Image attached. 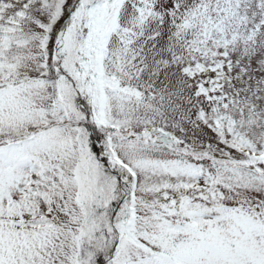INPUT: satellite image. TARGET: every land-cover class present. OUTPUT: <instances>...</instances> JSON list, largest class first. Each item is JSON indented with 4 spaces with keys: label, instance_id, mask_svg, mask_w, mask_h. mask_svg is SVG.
I'll return each instance as SVG.
<instances>
[{
    "label": "snow or ice",
    "instance_id": "obj_1",
    "mask_svg": "<svg viewBox=\"0 0 264 264\" xmlns=\"http://www.w3.org/2000/svg\"><path fill=\"white\" fill-rule=\"evenodd\" d=\"M0 264H264V0H0Z\"/></svg>",
    "mask_w": 264,
    "mask_h": 264
}]
</instances>
